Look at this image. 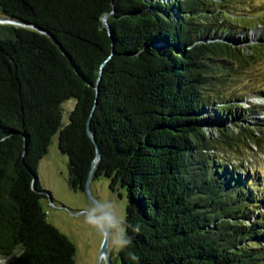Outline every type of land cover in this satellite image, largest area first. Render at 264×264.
Segmentation results:
<instances>
[{
  "label": "trees",
  "instance_id": "trees-1",
  "mask_svg": "<svg viewBox=\"0 0 264 264\" xmlns=\"http://www.w3.org/2000/svg\"><path fill=\"white\" fill-rule=\"evenodd\" d=\"M233 1L0 0V260L78 264L38 168L58 135L86 194L90 124L92 181L127 193L120 264H264V186L224 163L264 136L233 128L244 97L226 86L248 57L231 43L251 21Z\"/></svg>",
  "mask_w": 264,
  "mask_h": 264
},
{
  "label": "rangeland",
  "instance_id": "rangeland-1",
  "mask_svg": "<svg viewBox=\"0 0 264 264\" xmlns=\"http://www.w3.org/2000/svg\"><path fill=\"white\" fill-rule=\"evenodd\" d=\"M229 6L233 13H238L240 17H248V20L252 21L237 24L240 31L236 39L240 40L231 43L234 47H241L248 57L246 62L234 64L232 78L226 86L227 91L234 96L244 97V100L238 103L243 112L233 111L235 117L233 128L236 130L237 124H241L244 127L249 125L262 129L264 105L260 102L264 101V53L253 54L252 48L256 45L264 46V24L261 22L264 21V0H235ZM75 104V100L65 104V124L69 123V115ZM237 115H240L244 122L242 120L241 123L237 122ZM205 132L211 136L216 135L218 126L212 123L205 128ZM257 138L259 146L246 141L242 145L246 150L237 149L234 155L230 153L232 157L225 156L224 163L238 166L241 174L252 173L264 186V136L257 134ZM58 143L59 136L56 135L48 155L40 162L38 168L40 184L51 193L54 200L53 204L49 200H42L49 223L75 244L78 264H108L105 256L101 262L99 260L102 233L107 228L109 218L112 229L106 255L111 264H120L117 260L125 234L123 223L128 205L127 193L122 189L112 191L110 182L105 178L91 182L90 194L95 202L87 194L71 191L67 185L69 160L59 151ZM6 263L7 260H0V264Z\"/></svg>",
  "mask_w": 264,
  "mask_h": 264
},
{
  "label": "water",
  "instance_id": "water-1",
  "mask_svg": "<svg viewBox=\"0 0 264 264\" xmlns=\"http://www.w3.org/2000/svg\"><path fill=\"white\" fill-rule=\"evenodd\" d=\"M106 20H107V18H106ZM106 20H105V26L108 28V30L110 32V28H109ZM0 22L1 23H12L11 21L5 20L3 18L0 19ZM88 134H89L90 138L93 140V142L96 144V147H97V157H96V160L93 163L92 171H91L90 177L88 179V182H87V185H86V191L85 192L89 196V198L93 202H95V200L93 199V197L90 194V186H91V182H92L93 172H94V170L96 168V165L101 160V153H100L99 147H98V145L96 143L95 137H94V135H93V133L91 131L90 124L88 125ZM107 219H108L107 220V229L108 230L105 233V238H104V241H103L101 250H100V260H99V262H101L102 257H104L106 255V253H107L109 237H110V233H111V229H112V222L110 221L109 218H107ZM106 260H107V263L108 264H111L110 261L107 258H106Z\"/></svg>",
  "mask_w": 264,
  "mask_h": 264
},
{
  "label": "flooded vegetation",
  "instance_id": "flooded-vegetation-1",
  "mask_svg": "<svg viewBox=\"0 0 264 264\" xmlns=\"http://www.w3.org/2000/svg\"><path fill=\"white\" fill-rule=\"evenodd\" d=\"M107 230H108L107 228L103 230V233H102V236H103V238H102V244H103V241H104V238H105V233L107 232ZM102 244H101L100 247H102Z\"/></svg>",
  "mask_w": 264,
  "mask_h": 264
},
{
  "label": "bare ground",
  "instance_id": "bare-ground-1",
  "mask_svg": "<svg viewBox=\"0 0 264 264\" xmlns=\"http://www.w3.org/2000/svg\"><path fill=\"white\" fill-rule=\"evenodd\" d=\"M259 103V102H258ZM261 105H264V101L260 102ZM105 258H107V255H105Z\"/></svg>",
  "mask_w": 264,
  "mask_h": 264
}]
</instances>
